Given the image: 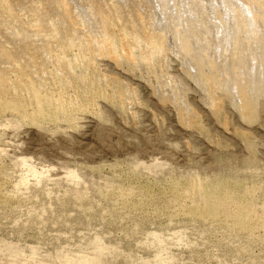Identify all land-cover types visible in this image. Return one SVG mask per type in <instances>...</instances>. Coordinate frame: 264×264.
I'll return each mask as SVG.
<instances>
[{
    "label": "rangeland",
    "instance_id": "374dc122",
    "mask_svg": "<svg viewBox=\"0 0 264 264\" xmlns=\"http://www.w3.org/2000/svg\"><path fill=\"white\" fill-rule=\"evenodd\" d=\"M221 2L0 0V264H264V0Z\"/></svg>",
    "mask_w": 264,
    "mask_h": 264
},
{
    "label": "bare ground",
    "instance_id": "6f19581e",
    "mask_svg": "<svg viewBox=\"0 0 264 264\" xmlns=\"http://www.w3.org/2000/svg\"><path fill=\"white\" fill-rule=\"evenodd\" d=\"M210 1H211V0H210ZM180 2H181V1H180ZM182 2H183V1H182ZM195 2H196V1H195ZM214 2H215V1H214ZM222 2H223V0H222ZM222 2H221V3H222ZM225 2H227V1H225ZM225 2H224V3H225ZM229 2H230V1H229ZM229 2H228V3H229ZM231 2H232V1H231ZM200 3H201V0H200ZM224 3H223V5L226 4V3H225V4H224ZM245 3H246V2H245ZM208 4L210 5L211 3L209 2ZM216 4H217V3H216ZM233 4H234V3H233ZM233 4H232V5H233ZM204 5H207V4L205 3ZM218 5H220V4H218ZM228 5H229V4H228ZM232 5H231V6H232ZM236 5H237V4H236ZM247 5H248V4H247ZM196 6H197V5H196ZM214 6H215V5H214ZM181 7H182V6H181ZM184 7H185V5H184ZM194 7H195V6H194ZM201 7H202V5H201ZM204 7H205V6H204ZM204 7H203V8H204ZM208 7L211 8L210 6H208ZM222 7H223V6H222ZM222 7H221V8H222ZM229 7H230V6H229ZM235 7H236V6H235ZM187 8H189V7H187ZM205 8H206V7H205ZM227 8H228V7H227ZM230 8H231V7H230ZM233 8H234V7H233ZM233 8H232V9H233ZM238 8H239V7H238ZM248 8H249V7H248ZM184 9H185V8H184ZM193 9H194V8H193ZM207 9H208V8H206V10H207ZM243 9H244V8H243ZM182 10H183V8H182ZM233 10H234V9H233ZM238 10H239V9H238ZM209 11H210V10H209ZM228 11H229V8H228V10H227V13H228ZM243 11H244V10H243ZM243 11H242V12H243ZM249 11H250V10H249ZM213 12H214V10H213ZM233 12H234V11H233ZM238 12H239V11H238ZM242 12H241V14H242ZM231 13H232V12H231ZM235 13L237 14V12H235ZM245 13H246V12H245ZM224 14H225V13H224ZM236 14H235V15H236ZM168 15H169V14H168ZM188 15H189V14H188ZM225 15H226V14H225ZM229 15H230V14H229ZM243 15H244V14H243ZM230 16H231V15H230ZM232 16H234V15L232 14ZM237 16L239 17L240 15H236L235 17H237ZM245 16H246V18H245V19H246V22L248 23V24H247V25H248V28L251 26V30H249V32H253V34H254L255 32H257V31L254 32L253 29H252V27H254V25L252 24V23L254 22V18H252V16H251V17H250V16H247V15H245ZM180 18H181V17H180ZM230 18H231V17H230ZM239 18H242V17H239ZM250 18H251V19H250ZM168 19H169V18H168ZM232 19H234V18H232ZM235 19H236V18H235ZM237 19H238V18H237ZM218 20H219V19H218ZM212 21H213V20H212ZM228 21H229V20H228ZM235 21H236V20H235ZM240 21H241V20H240ZM224 22H225V20H224ZM233 22H234V21H233ZM237 22H238V21H237ZM213 23H214V22H213ZM243 23H244V19H243ZM233 24H234V23H233ZM245 24H246V23H245ZM251 24H252L253 26H252ZM255 24H256V23H255ZM236 25H237V24H236ZM242 25H243V24H242ZM214 26H215V25H214ZM221 26H222V25H221ZM231 26H233V25H231ZM231 26H230V27H231ZM234 26H235V24H234ZM244 27H245V26H244ZM246 27H247V26H246ZM215 28H216V27H215ZM228 28H229V27H227V29H228ZM232 28H233V27H231V29H232ZM234 28H235V27H234ZM234 28H233L232 30H235ZM254 29H255V28H254ZM256 29H257V28H256ZM175 30H176V29H175ZM212 30H213V29H212ZM214 30H215V29H214ZM220 30H221V29H220ZM222 30H223V29H222ZM222 30H221V31H222ZM225 30H226V29H225ZM228 30H229V29H228ZM236 30H238V29H236ZM246 30H247V28H246ZM226 31H227V30H226ZM229 31H230V30H229ZM229 31H228V33H229ZM211 32H212V31H211ZM232 32H233V31H232ZM232 32H231V33H232ZM247 32H248V30H247ZM167 33H168V32H167ZM214 33H215V32H214ZM214 33H213V34H214ZM223 33H225V32L223 31ZM169 34H170V32H169ZM169 34H168V36H169ZM174 34H175V33H174ZM226 34H227V32H226ZM229 34H230V33H229ZM248 34H249V33H248ZM166 35H167V34H166ZM168 36H167V37H168ZM170 36H171V35H170ZM217 36H218V35H217ZM220 36H221V35H220ZM223 36H224V34H223ZM231 36H234V34L231 35ZM215 37H216V36H215ZM229 37H230V36H229ZM234 37H235V36H234ZM209 38H210V37H209ZM223 38H224V37H223ZM167 39H168V38H167ZM217 39H218V38H217ZM224 39H225V38H224ZM232 39H234V38H232ZM170 40H171V37H170ZM228 40H230V39L228 38ZM216 42H218V40H217ZM226 42H227V41H226ZM229 42H231V41H229ZM232 42H234V40H233ZM213 43H214V41H213ZM218 43H220V41H219ZM218 43H217V44H218ZM223 43H225V41H223ZM175 44H176V43H175ZM215 44H216V43H215ZM212 45H213V44H212ZM225 45H226V43H225ZM230 45H232V44H230ZM216 46H217V45H216ZM214 47H215V45H214ZM220 47H222L221 44H220ZM218 48H219V46H218ZM224 48H225V47H224ZM219 49H220V48H219ZM221 49H223V48H221ZM212 54H213V53H212ZM219 56H220V55H219ZM219 59H220V57H219ZM221 60H222V59H221ZM218 65H219V64H218ZM215 70H216V69H215ZM221 73H222V72H221ZM234 82H235V81H234ZM234 82H233V83H234ZM235 84H237V83H235ZM237 86H238V85H237ZM237 86H236V88H235L234 90H236V89L238 88ZM231 87H232V84H231ZM232 88H234V87H232Z\"/></svg>",
    "mask_w": 264,
    "mask_h": 264
}]
</instances>
